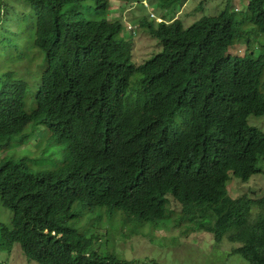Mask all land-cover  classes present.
<instances>
[{"label":"trees","instance_id":"1","mask_svg":"<svg viewBox=\"0 0 264 264\" xmlns=\"http://www.w3.org/2000/svg\"><path fill=\"white\" fill-rule=\"evenodd\" d=\"M28 1L42 75L31 92L11 72L0 75V148L43 122L68 154L58 168L0 161V199L12 211L11 224L0 223V249L10 255L17 244L36 264H133L97 249L107 235L71 225L81 210L100 218L108 208L155 225L171 212L180 236L204 230L264 264V196L227 190L233 178L261 174L264 159V132L249 125L251 115H264V0H249L240 18L227 0L187 27L167 12L163 21L143 16L128 37L120 19H109L114 0ZM136 29L162 47L139 65L131 62ZM237 45L249 53L233 54Z\"/></svg>","mask_w":264,"mask_h":264},{"label":"rangeland","instance_id":"2","mask_svg":"<svg viewBox=\"0 0 264 264\" xmlns=\"http://www.w3.org/2000/svg\"><path fill=\"white\" fill-rule=\"evenodd\" d=\"M127 1H112V7L115 9L109 15L110 20L120 19L124 24L121 32L123 37H128L131 33L130 28H136L143 16L152 18L151 13L157 18L162 16L163 12H167L169 18L179 17L184 27H187L203 15L218 14L227 4V0H178L173 6L161 9L158 0H137L136 3L132 1V5ZM142 1L144 4L148 3V6H144ZM248 1L229 0L239 11L237 17L243 16ZM84 6L85 12L90 16L93 3L87 2ZM74 8L73 5L66 6L69 13ZM0 15V75L11 72L15 78L26 82L31 92V87L36 85V76L40 72L42 75L41 60L37 59L38 56H35L37 51L32 48L34 38L32 4L28 0H0ZM161 20L157 19V21ZM132 35L135 36L132 42L133 64H142L162 51V47L158 46L159 40L151 38L141 29H136ZM256 38H259L258 34H252L250 39V49L253 50L254 47V52L257 49ZM231 51L233 54L241 55L249 53L247 46L237 45ZM26 103V111H31L34 102L28 98ZM249 125L264 132V115H251ZM67 154V144L50 138V133L43 122H30L22 131L12 135L8 143L0 148V161L23 160L32 170L58 168L64 155ZM258 169L261 174L255 175L249 182L243 183L236 178L229 181L227 184L229 195L233 198L245 194L253 199L263 197L264 159L258 165ZM100 211L103 216L97 218L96 213L81 210V213H78L80 217L76 218L77 224L71 225L77 226L87 235L91 233L107 235L101 239V243L104 244L97 249L102 248V252L107 250L110 254L135 262L133 264H250L240 255L231 252L237 247L235 244L216 243L212 235L203 230L191 231L189 235L180 236L179 230L176 229L180 224L176 223V218L170 215L171 212L163 221L155 225L151 222L139 223L126 218L119 209L109 211L108 208H100ZM257 213H259L257 210L254 211L253 217ZM11 218L12 211L4 207L0 199V223L9 225ZM1 263L36 264L24 257L17 244L13 246L10 255L0 249Z\"/></svg>","mask_w":264,"mask_h":264},{"label":"clouds","instance_id":"3","mask_svg":"<svg viewBox=\"0 0 264 264\" xmlns=\"http://www.w3.org/2000/svg\"><path fill=\"white\" fill-rule=\"evenodd\" d=\"M143 3H144V2H143ZM144 5H145V6H148V3H145ZM151 15H153V16H151ZM150 16H151L152 18H155L156 20H157V19H162L161 21H163V16H160V17H157V18H156V16H155L154 13H151ZM132 32H133V31H132ZM203 231H204V230H203ZM208 234H209V233H208ZM210 235H211V234H210ZM231 243H232V242H231ZM233 244H234V243H233ZM235 245H236L237 247L239 246L238 244H235ZM237 247H236V248H237ZM236 248H235V249H236ZM231 252H232V251H231Z\"/></svg>","mask_w":264,"mask_h":264}]
</instances>
